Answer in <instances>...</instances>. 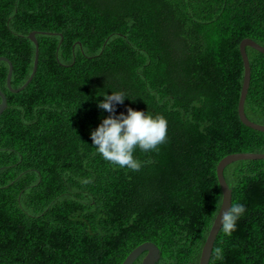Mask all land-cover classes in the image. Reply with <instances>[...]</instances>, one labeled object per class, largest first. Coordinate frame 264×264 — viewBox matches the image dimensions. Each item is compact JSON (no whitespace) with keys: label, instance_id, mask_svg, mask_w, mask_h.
<instances>
[{"label":"trees","instance_id":"trees-1","mask_svg":"<svg viewBox=\"0 0 264 264\" xmlns=\"http://www.w3.org/2000/svg\"><path fill=\"white\" fill-rule=\"evenodd\" d=\"M0 264H122L144 242L156 264H198L222 202L216 166L264 154V133L243 125L239 44L264 47V0H0ZM246 117L264 125V54L246 47ZM123 92L127 108L160 114L168 140L136 150L140 171L103 159L90 133ZM1 102V99H0ZM243 204L208 264H264V159L223 171ZM222 250V259L214 250ZM146 252L133 264H141Z\"/></svg>","mask_w":264,"mask_h":264},{"label":"clouds","instance_id":"clouds-1","mask_svg":"<svg viewBox=\"0 0 264 264\" xmlns=\"http://www.w3.org/2000/svg\"><path fill=\"white\" fill-rule=\"evenodd\" d=\"M126 96L123 92L104 94L97 106L110 115L102 119L99 126L90 133L92 143L103 159L119 168L140 171L142 164L135 158L137 149L142 152H158L159 147L168 140L166 118L160 114L127 108V114L116 115V105L123 104ZM243 204L232 203L218 216L220 230L227 236L236 229L237 221L245 214ZM216 258L222 259V250H214Z\"/></svg>","mask_w":264,"mask_h":264},{"label":"water","instance_id":"water-1","mask_svg":"<svg viewBox=\"0 0 264 264\" xmlns=\"http://www.w3.org/2000/svg\"><path fill=\"white\" fill-rule=\"evenodd\" d=\"M28 39L31 40V42H33L35 45L33 68H32V72H31L28 80L20 88H18V89H12L11 88L10 82H11V75H12V64L8 59H6L4 57H0V61H5L8 64V73H7L6 82H7L8 89L13 93H18L19 91H22L28 85V83L31 81L32 77L34 76V74L37 70L39 51H38V43H37L36 38H35V33L34 32L30 33L28 35ZM246 47H250V48L258 51L259 53L264 54V47L257 44L256 42H254L253 40H251L249 38L243 39L239 44V53H240V57L242 60L244 73H243L242 85H241L239 99H238L237 114H238L239 120L241 121V123L243 125H245L246 127L250 128V129L264 133V125L256 124V123L250 121L246 117L245 112H244V104H245V99H246V95L248 92V88L250 85V72H251L248 56L246 53ZM0 99H1V102H0V115H1V113L6 109V106H7L6 97L1 91H0ZM259 159H264V154L234 153V154H230V155L225 156L217 164V166H216V177H217V181H218V184H219L221 192H222V202H221L220 208L218 210V213H217V215L213 221V224L210 228V231L206 237L204 245L202 247L198 264H208L209 263L210 256L212 253V249H213V245H214V241L216 239L218 232L220 231V221H219L218 216L220 214V211H222V212L226 211L229 208V206L231 205L232 191L229 188V186H228V184L224 178V175H223L224 169L229 164L236 162V161L259 160ZM144 252H146V254H145L141 264H156V262L160 258V252H159L158 247L152 242H144V243L140 244L139 246H137L136 248H134L126 256V258L124 259L122 264H133L135 262V260Z\"/></svg>","mask_w":264,"mask_h":264}]
</instances>
